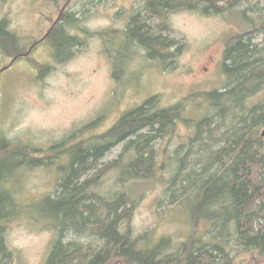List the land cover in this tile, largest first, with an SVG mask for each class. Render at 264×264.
I'll use <instances>...</instances> for the list:
<instances>
[{"label":"rangeland","instance_id":"374dc122","mask_svg":"<svg viewBox=\"0 0 264 264\" xmlns=\"http://www.w3.org/2000/svg\"><path fill=\"white\" fill-rule=\"evenodd\" d=\"M218 1H222L220 14L170 10L152 16L146 11V0H0V22L17 37L8 42L9 53L0 47V187L16 191L21 205L20 214L5 231L11 256L0 264L47 263L57 233L39 216L38 206L45 197L56 195L71 162L69 148L81 142L98 143L126 112L154 96H160V108L179 102L186 105L173 134L153 145L155 176L147 180L121 177L122 167L113 168L114 163L120 159L127 165L132 159V153L122 156L126 145L121 144L85 179L96 175L99 183V169L103 170L101 186H95L98 198L97 189L108 202L120 193L134 201L127 206L131 217L122 226L123 231L131 229L142 244L147 237L152 242L149 246L163 238L174 246L188 243L195 228L196 239L210 237L206 234L209 222L199 219L195 224L187 202L170 203L174 200L169 184L177 167L174 156L178 151L185 153L194 136L188 120H200L209 110L198 94L223 90L228 83L222 69L230 41L253 28L259 30L253 36L259 42L264 39V0ZM61 14L67 21L75 20L68 21L69 35L82 43L57 60L54 41L47 34ZM131 17L177 42V48L183 47L176 59L174 55L173 67L167 70L166 63L149 57L140 43L129 42L132 34L125 31ZM177 48L163 52L172 55ZM10 148L35 149L33 155L40 164L19 167V160L8 156ZM176 193L180 202L187 198L184 191V195ZM98 198L94 197L99 207ZM74 230L69 229L67 242L74 240ZM229 254L232 264H264L262 253L239 245Z\"/></svg>","mask_w":264,"mask_h":264},{"label":"trees","instance_id":"16d2710c","mask_svg":"<svg viewBox=\"0 0 264 264\" xmlns=\"http://www.w3.org/2000/svg\"><path fill=\"white\" fill-rule=\"evenodd\" d=\"M146 1V11L152 16L170 10L205 15L223 12L218 4L222 1L217 0ZM68 21L75 22L72 18ZM68 21L56 25L48 35L49 41H54L57 60L82 43L78 37L69 35L67 26L71 23ZM135 22L136 19L130 27L131 38L141 41L138 43L148 50L149 57L166 63L167 70L173 67L183 47L177 48V42L163 38L148 26L145 33V24ZM5 24L0 22V47L9 53L8 42L17 37L5 29ZM253 31L259 32L257 28L245 31L227 45L222 70L228 83L223 90L198 94L205 98L209 110L200 120L187 119L192 123L194 136L187 143L185 153L178 151L174 156L177 167L169 184L174 200L170 203L174 206L187 202L195 224L199 219L209 222L211 229L206 234L210 237L196 239L195 228L188 243L174 246L172 240L163 238L149 246L151 240L143 236L146 241L142 244L143 241L133 237L131 229L123 231L122 226L131 217L127 206L134 201L126 193H120L108 202L97 189L98 198L95 186L100 188L103 170L99 169V183L96 175L85 179L89 171H96L98 163L100 165L101 160L121 144L126 145L122 156L132 153L127 165L121 164L120 159L114 163L113 168L122 167L119 169L121 177L147 180L155 176L153 145L158 139L173 134V127L183 118L186 105L179 102L160 108V96H154L126 112L110 131L99 137L98 143L84 145L81 142L69 148L71 162L58 183L56 195L45 197L38 206L42 214L39 216L48 220L57 233L46 264H232L228 250L237 245L248 250L259 249L264 255V138L261 136L264 129V39L259 42ZM173 48L178 52L164 54L163 51ZM9 150L12 153L8 156L19 160V167L40 164L33 155V148ZM183 191L187 198L180 202L176 200V192L184 195ZM15 195L16 191L0 187V263L11 256L5 231L8 223L20 214L21 205ZM94 197L99 199V207ZM70 228L75 229L78 237L74 235V240L67 242ZM85 239L89 241L84 242ZM214 252L221 260L214 262Z\"/></svg>","mask_w":264,"mask_h":264},{"label":"flooded vegetation","instance_id":"af4514ba","mask_svg":"<svg viewBox=\"0 0 264 264\" xmlns=\"http://www.w3.org/2000/svg\"><path fill=\"white\" fill-rule=\"evenodd\" d=\"M63 16H64V14H63V15L61 14V15L59 16L58 21L54 24V26L52 27V29H53L57 24H61L62 21H65V20H66V19L63 18ZM62 18H63V19H62ZM131 19H132V20H131ZM135 19H137V18H136V17H134V18L131 17L130 20H128V21H129V23H131V22L133 23V21H134ZM132 23L128 25V29L125 31V32H127L128 36H129V33H131V31H130V27H131ZM137 23H138V22H136V24H137ZM144 27H146V25H144ZM52 29H51V30H52ZM51 30H50V31H51ZM146 32H147V30H146ZM146 32H145V33H146ZM153 32H154V31H153ZM49 33H50V32H49ZM49 33H48L47 35H49ZM134 39H135V38H129V42H130L131 40H132L133 42H134V41H135V42H141L139 39H135V40H134ZM45 40H46V39L42 40V42H44ZM17 42H18V40H17ZM38 43H39V42H38ZM38 43H37V44H38ZM37 44H35V45H37ZM23 55H24V54H23ZM26 55H27V54H26ZM20 56H21V55H20ZM18 58H19V56H16V57L14 58L13 62H14V61H17ZM210 60H212V58H210ZM14 63H15V62H14ZM213 237L215 238V232H214V231H213ZM213 242H215V239H214ZM212 249H213V248H212ZM228 249H229V248H228ZM254 250H256L257 253H258V251L260 252L259 249H254ZM228 251H230V249H229ZM228 253H229V252H228ZM260 253H262V252H260ZM217 256H218L219 258H216ZM220 258H221V257L219 256V254L217 255L216 252H214V255H213L214 262H216V260H217V259H220ZM220 260H221V259H220Z\"/></svg>","mask_w":264,"mask_h":264},{"label":"water","instance_id":"95a60500","mask_svg":"<svg viewBox=\"0 0 264 264\" xmlns=\"http://www.w3.org/2000/svg\"><path fill=\"white\" fill-rule=\"evenodd\" d=\"M7 69V68H6ZM261 136H262V138H264V129L262 130V132H261Z\"/></svg>","mask_w":264,"mask_h":264}]
</instances>
